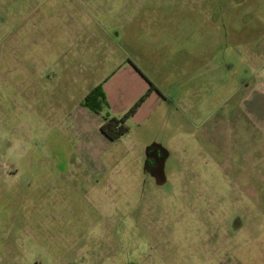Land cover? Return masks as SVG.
Returning <instances> with one entry per match:
<instances>
[{
	"label": "rangeland",
	"instance_id": "obj_1",
	"mask_svg": "<svg viewBox=\"0 0 264 264\" xmlns=\"http://www.w3.org/2000/svg\"><path fill=\"white\" fill-rule=\"evenodd\" d=\"M0 264H264V0H0Z\"/></svg>",
	"mask_w": 264,
	"mask_h": 264
},
{
	"label": "trees",
	"instance_id": "obj_2",
	"mask_svg": "<svg viewBox=\"0 0 264 264\" xmlns=\"http://www.w3.org/2000/svg\"><path fill=\"white\" fill-rule=\"evenodd\" d=\"M157 86L149 81V86L145 92L133 103V105L120 117L110 116L108 112L109 102L103 91L102 84L92 90L85 98L84 105L90 110L103 113V121L100 125L101 133L112 142L123 136L129 131L127 121L133 117L141 105L147 100L154 91L158 92Z\"/></svg>",
	"mask_w": 264,
	"mask_h": 264
},
{
	"label": "flooded vegetation",
	"instance_id": "obj_3",
	"mask_svg": "<svg viewBox=\"0 0 264 264\" xmlns=\"http://www.w3.org/2000/svg\"><path fill=\"white\" fill-rule=\"evenodd\" d=\"M241 83L243 87L249 85V83H246V81ZM156 143H160V142H156ZM160 144L164 147L162 143ZM148 146H149L148 149L146 147V156L143 160V165H144L143 172L146 177L152 178L157 185H164L168 181L167 162L170 153L168 152V150L162 149L160 145L149 144ZM161 166L164 168L165 181L163 183H158V179L159 180L161 179L159 173V169Z\"/></svg>",
	"mask_w": 264,
	"mask_h": 264
},
{
	"label": "crops",
	"instance_id": "obj_4",
	"mask_svg": "<svg viewBox=\"0 0 264 264\" xmlns=\"http://www.w3.org/2000/svg\"><path fill=\"white\" fill-rule=\"evenodd\" d=\"M115 76H116V74L114 73V74H112V76H110L107 80H106V83L104 84V91H105V94H106V96H107V99L109 100V102L111 103V98H110V94H112V89H113V84H115L114 85V87L116 86V83L118 84V83H120L119 81H115V82H113V78H115ZM145 81V80H144ZM113 82V84H111ZM242 85V84H241ZM117 87H119L118 85H117ZM147 84H146V81H145V85L143 84L142 85V90H141V93H143V92H145V90L147 89ZM242 87V89H248V87H249V85L248 86H245V87H243V86H241ZM120 88H121V94H122V92H123V95H124V93H125V91H124V87H123V83L121 82L120 83ZM160 90H158V92L157 91H154V92H152L151 94H150V96L147 98V100L145 101V102H147L148 100H151L154 96H156V98L157 97H164V93L162 92V91H160ZM157 94V95H156ZM246 95V94H245ZM144 102V103H145ZM143 103V104H144ZM143 104L141 105V107L143 106ZM140 107V108H141ZM137 113V112H136ZM91 114V115H90ZM80 115H84V116H86L88 119L90 118V116L92 117L93 116V119L94 120H96L97 122H99V123H101V121H102V117H96V115H94V113H92V112H88V113H81ZM83 116V117H84ZM86 125H87V122L85 121L84 123H78L77 124V126L75 127V130L79 133V132H81V131H84V129L86 128ZM98 125V124H97ZM98 128V127H97ZM100 128V127H99ZM74 129V128H73ZM95 129H96V126H95ZM101 132V131H100ZM87 132H85V134H86ZM102 134V133H101ZM102 137H103V139L104 140H106L107 142H112L111 140H109L108 138H106L103 134H102Z\"/></svg>",
	"mask_w": 264,
	"mask_h": 264
},
{
	"label": "water",
	"instance_id": "obj_5",
	"mask_svg": "<svg viewBox=\"0 0 264 264\" xmlns=\"http://www.w3.org/2000/svg\"><path fill=\"white\" fill-rule=\"evenodd\" d=\"M153 145H160L162 147V149H166L165 147H163L160 143H156V142H153L152 143ZM149 146H147V149H148ZM148 155V153H147ZM159 173H160V177L161 179L159 180L158 179V183H163L165 181V174H164V168L161 166L160 169H159Z\"/></svg>",
	"mask_w": 264,
	"mask_h": 264
}]
</instances>
